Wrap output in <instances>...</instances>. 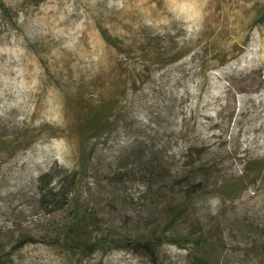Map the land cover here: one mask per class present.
Segmentation results:
<instances>
[{"label":"rangeland","instance_id":"rangeland-1","mask_svg":"<svg viewBox=\"0 0 264 264\" xmlns=\"http://www.w3.org/2000/svg\"><path fill=\"white\" fill-rule=\"evenodd\" d=\"M0 6V254L46 237L6 264H151L85 246L159 233L190 243L157 264H264V0Z\"/></svg>","mask_w":264,"mask_h":264},{"label":"trees","instance_id":"trees-1","mask_svg":"<svg viewBox=\"0 0 264 264\" xmlns=\"http://www.w3.org/2000/svg\"><path fill=\"white\" fill-rule=\"evenodd\" d=\"M1 7V6H0ZM264 21V15L257 18V23H262ZM148 165H158L156 160L148 157ZM157 168V167H156ZM155 167L153 169H156ZM152 174H155L154 172ZM75 172L71 174H60V179H58V185L54 186L52 185L54 179L58 177V174L56 175H49V174H43L37 178L36 182V195L33 198V203L36 208L40 209L42 212H44L45 215H50L51 213L63 209L68 200L69 195L71 193V188L74 184L75 180ZM43 239H46L45 235L44 238H33L30 236H23L16 240L9 248V251L0 254V264H6L8 263L9 255L21 249L27 244H35V243H44ZM111 243H115L117 245V248L120 250H123L131 255H134L136 257L144 258L148 260L151 264H157L158 262V255L157 250L160 248L163 244H171L176 247H185L187 243H190V240L187 238H180V237H168L163 233H159L157 235H154L150 239L146 240H135V239H125V240H111L105 241V243H94L89 244L85 246L86 250L89 251V253L94 252L97 249L102 250L103 246L110 245ZM195 244H202L201 242L195 241L193 242ZM121 244V245H120ZM195 264H206L205 261L199 258L194 259Z\"/></svg>","mask_w":264,"mask_h":264}]
</instances>
